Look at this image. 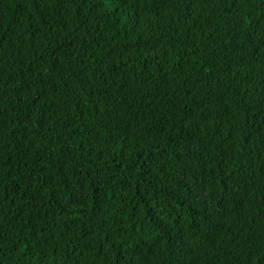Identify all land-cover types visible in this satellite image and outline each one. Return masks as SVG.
I'll return each mask as SVG.
<instances>
[{"label":"trees","instance_id":"1","mask_svg":"<svg viewBox=\"0 0 264 264\" xmlns=\"http://www.w3.org/2000/svg\"><path fill=\"white\" fill-rule=\"evenodd\" d=\"M202 262L264 264V0H0V264Z\"/></svg>","mask_w":264,"mask_h":264},{"label":"clouds","instance_id":"2","mask_svg":"<svg viewBox=\"0 0 264 264\" xmlns=\"http://www.w3.org/2000/svg\"><path fill=\"white\" fill-rule=\"evenodd\" d=\"M208 256H209V258H208V259H210V255H209V254H208ZM201 264H206V263H203V262H202Z\"/></svg>","mask_w":264,"mask_h":264}]
</instances>
